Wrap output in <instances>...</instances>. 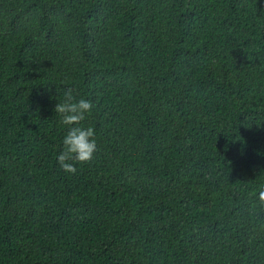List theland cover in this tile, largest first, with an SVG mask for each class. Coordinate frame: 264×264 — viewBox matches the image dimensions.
<instances>
[{
	"label": "trees",
	"instance_id": "trees-1",
	"mask_svg": "<svg viewBox=\"0 0 264 264\" xmlns=\"http://www.w3.org/2000/svg\"><path fill=\"white\" fill-rule=\"evenodd\" d=\"M262 193L264 0H0V264H264Z\"/></svg>",
	"mask_w": 264,
	"mask_h": 264
},
{
	"label": "clouds",
	"instance_id": "clouds-1",
	"mask_svg": "<svg viewBox=\"0 0 264 264\" xmlns=\"http://www.w3.org/2000/svg\"><path fill=\"white\" fill-rule=\"evenodd\" d=\"M94 107L89 99L81 97L77 100L69 89L64 92L63 102H58L54 108V112L62 117V123L70 126L62 141L63 150L57 156L58 164L65 173L75 174L77 169L72 161L80 164L89 163L97 151L94 127L79 126ZM261 195L264 196V193Z\"/></svg>",
	"mask_w": 264,
	"mask_h": 264
}]
</instances>
